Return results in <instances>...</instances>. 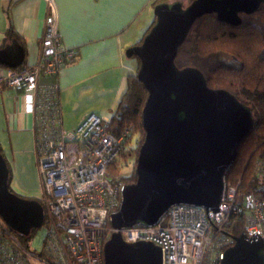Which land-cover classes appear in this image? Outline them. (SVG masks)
<instances>
[{
    "label": "built area",
    "instance_id": "obj_1",
    "mask_svg": "<svg viewBox=\"0 0 264 264\" xmlns=\"http://www.w3.org/2000/svg\"><path fill=\"white\" fill-rule=\"evenodd\" d=\"M44 1L52 12L44 18L38 51L15 68L0 64V91L22 92L32 116L45 236L35 252L0 217V264H104L103 245L115 231L125 242L159 246L161 264H220L233 245L228 228L236 221L247 240L264 243V159L258 158L251 175L260 180L257 189L239 192L238 181L224 182L215 211L178 203L153 225L111 227V214L120 207L127 184L119 168L133 129L116 132L111 116L95 112L72 129L63 126L57 76L75 60L78 49L61 42L53 0Z\"/></svg>",
    "mask_w": 264,
    "mask_h": 264
},
{
    "label": "water",
    "instance_id": "obj_2",
    "mask_svg": "<svg viewBox=\"0 0 264 264\" xmlns=\"http://www.w3.org/2000/svg\"><path fill=\"white\" fill-rule=\"evenodd\" d=\"M264 0L164 1L153 7L154 23L139 44L125 50L139 60L137 79L147 97L141 110L144 137L138 149L135 181L127 183L110 225L120 229L153 225L173 204L185 203L215 211L224 188V174L248 135L251 109L222 88H210L195 67L178 68L174 59L194 21L213 13L230 25L240 14L255 12ZM24 57L15 39L0 47V64L15 68ZM9 170L0 153V217L22 236L39 228L44 209L38 200L9 190ZM220 264H264V243L233 236ZM104 264H161V250L150 241L125 242L111 233L103 245Z\"/></svg>",
    "mask_w": 264,
    "mask_h": 264
},
{
    "label": "crops",
    "instance_id": "obj_3",
    "mask_svg": "<svg viewBox=\"0 0 264 264\" xmlns=\"http://www.w3.org/2000/svg\"><path fill=\"white\" fill-rule=\"evenodd\" d=\"M152 1L53 0L61 42L78 49L75 60L57 76L61 116L62 107L75 89L82 94L98 90L101 95L110 96L106 109L95 113L112 116L126 87V75L136 69V59L127 57L125 50L134 45L138 28L151 22ZM51 12L44 0H0V35L6 36L10 25L23 46V60L30 59L38 51L44 18ZM9 42L7 39L4 45ZM89 112L94 111L75 110L67 114L73 124H67L66 129L74 128ZM62 123L64 126L63 119ZM5 132H26L34 147L32 116L24 108L22 92L13 89L0 91V137Z\"/></svg>",
    "mask_w": 264,
    "mask_h": 264
},
{
    "label": "trees",
    "instance_id": "obj_4",
    "mask_svg": "<svg viewBox=\"0 0 264 264\" xmlns=\"http://www.w3.org/2000/svg\"><path fill=\"white\" fill-rule=\"evenodd\" d=\"M164 1L168 0H153L151 6L154 7ZM181 1L185 6L192 0ZM240 18L241 22L238 25L220 22L213 13L197 18L183 43L177 48L174 62L178 68L187 66L197 68L203 74L208 87L229 91L251 109L252 127L240 143L234 162L224 174L225 183L238 181L239 192H248L255 191L260 183L258 178L252 179L253 163L257 158L264 159V5L261 4L251 14H240ZM154 20L153 16L140 40L134 44L141 42ZM6 36L9 41L15 39L20 42L10 25ZM132 57L137 62L135 72L126 75V87L111 116L112 128L116 132L129 126L133 129L132 137H134L132 140L129 138L127 147L121 155L123 167L127 166L130 159L135 166L138 149L144 137L141 110L147 92L136 77L139 60L135 56ZM6 164L10 179L7 161ZM123 179L126 183L134 182V169ZM262 196L264 197V193ZM34 230L27 236L15 232L14 234L19 242L28 248L27 241ZM240 231L239 221L228 228V232L233 235H239Z\"/></svg>",
    "mask_w": 264,
    "mask_h": 264
},
{
    "label": "rangeland",
    "instance_id": "obj_5",
    "mask_svg": "<svg viewBox=\"0 0 264 264\" xmlns=\"http://www.w3.org/2000/svg\"><path fill=\"white\" fill-rule=\"evenodd\" d=\"M149 23L150 20L144 26L139 27L137 33H134V42L140 40L143 30ZM7 39V36L0 35V46ZM110 101V96L107 98L105 95H101L98 90H90L86 94H82L78 89L73 90V95L66 100L65 108L62 107L64 127L69 128L68 125L73 124L71 117L67 114H73L75 110H92L98 113L99 110L106 109ZM28 138L29 134L26 132H17L11 135L5 132L0 137V148L10 168L9 190L20 197L39 201L41 197L40 175L34 147L32 142L27 140ZM134 167L133 160L130 159L127 166L120 167L119 171L124 176H128ZM44 236L45 227L41 225L29 237L28 248L40 252Z\"/></svg>",
    "mask_w": 264,
    "mask_h": 264
}]
</instances>
